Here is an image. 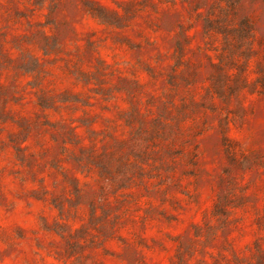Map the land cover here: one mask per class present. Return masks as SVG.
Instances as JSON below:
<instances>
[{
    "label": "clouds",
    "instance_id": "1",
    "mask_svg": "<svg viewBox=\"0 0 264 264\" xmlns=\"http://www.w3.org/2000/svg\"><path fill=\"white\" fill-rule=\"evenodd\" d=\"M0 264H264V0H0Z\"/></svg>",
    "mask_w": 264,
    "mask_h": 264
}]
</instances>
